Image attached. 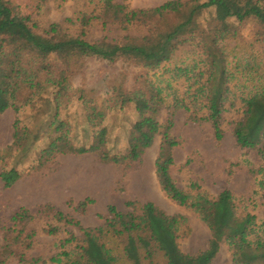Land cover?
<instances>
[{
    "label": "trees",
    "instance_id": "1",
    "mask_svg": "<svg viewBox=\"0 0 264 264\" xmlns=\"http://www.w3.org/2000/svg\"><path fill=\"white\" fill-rule=\"evenodd\" d=\"M98 4L99 12L80 13L67 21L76 30L71 34L59 24L42 27L31 18L16 19L11 3L0 0V115L12 110L15 116L13 144L0 157L4 188L10 189L29 174L49 167L59 156L95 155L103 165L128 168L140 162L160 136L155 169L162 192L177 206L193 211L211 233L206 251L196 256L177 252L176 264H212L223 245L229 249L232 264H264V224L253 215L240 216L231 192L225 191L216 199L205 194L193 197L173 180V150L178 142L171 134L173 118L163 126L158 121L164 96L155 81L160 68L181 48L195 47L202 60L178 70L182 73L179 77L188 83L185 98L191 101L178 99L175 108L184 109L192 123H210L216 140H223L226 99L230 85L237 81L226 44L237 41L250 22L264 23V0H174L147 10H131L114 0H98ZM95 27L123 32L141 27L147 34L110 46L87 40V32ZM256 52L261 54L264 49ZM253 55L245 71L244 92L250 82L253 90L248 97L240 93L242 116L235 122L233 136L239 148L257 153L260 166L250 174L257 194L264 198V60L259 63ZM92 58L143 69L138 89L127 91L123 82L115 81L97 98L93 91L74 88L71 79L77 63ZM93 203L86 199L77 208L83 212ZM127 206L132 213L107 207L105 225L94 230L83 229L80 222L51 207L40 208L52 213L56 223L78 228L83 234L81 255L63 252L50 262L109 264L113 260L102 258V254L91 262L85 248L91 251L111 237L125 241L133 264H159L155 255L163 242L161 234L167 235L164 242L171 247L175 240L188 238L178 227V217H169L152 204ZM0 231V264H46L27 256L34 231L22 239L12 229L1 227ZM45 232L55 236L59 229L49 226ZM101 249L106 251L103 243L95 250Z\"/></svg>",
    "mask_w": 264,
    "mask_h": 264
},
{
    "label": "rangeland",
    "instance_id": "2",
    "mask_svg": "<svg viewBox=\"0 0 264 264\" xmlns=\"http://www.w3.org/2000/svg\"><path fill=\"white\" fill-rule=\"evenodd\" d=\"M10 2L16 19L31 18L42 27L59 24L71 34L76 30L67 21L75 19L80 13L99 12L98 0H5ZM131 10H147L159 7L174 0H114ZM147 34L141 27L131 28L123 32L117 28L103 31L99 27L87 32V40L93 43H104L116 46L125 38H142ZM226 48L230 55L229 66L236 70L237 81L230 85L226 99L224 122L222 129L224 138L217 141L213 126L210 123H192L184 109H176V100L186 103L185 95L188 83L179 76L178 70L190 68L202 60L201 54L193 46L181 48L172 60L163 65L156 84L163 89L164 105L158 115L160 125L173 118L172 136L178 142L173 150L174 166L171 176L178 188L193 197L207 195L216 199L225 191L231 192L238 206V214H248L264 224V198L257 194L256 182L250 171L260 166L256 152H249L238 147L233 136L235 122L242 116L243 103L240 93L244 92V77L248 74V61L254 53L259 63L264 60V23L252 21L241 32L237 41L229 42ZM256 52V53H255ZM53 61L55 57L52 58ZM249 59V60H248ZM143 69L123 62L109 63L98 59H84L77 63L71 83L76 89L93 91L97 98L105 95L115 81L123 82L127 91L138 89V80L144 75ZM153 74L151 73V76ZM2 75L0 74V80ZM253 85L248 83L244 96L248 97ZM203 115L200 114L199 116ZM14 113L12 110L0 115V157L4 156L13 144ZM161 137L157 136L152 147L143 155L140 162L131 167L103 165L97 156H59L49 167L29 174L18 181L12 188L5 189L0 179V228L12 229L20 239L27 232L34 231L31 250L27 256L51 263L50 260L63 252L72 255L82 253L83 234L75 227L56 223L53 214L42 212L40 208L51 207L68 218L80 222L83 229H99L105 225L107 207L114 206L118 212L132 213L128 203H135L138 208L152 204L169 217H178V227L187 233L186 240L177 239L174 247L166 245V234H161L163 242L155 261L159 264H176L175 254L196 256L208 248L211 233L199 217L191 210L181 208L170 201L162 192L157 177L155 163L159 154ZM1 159V158H0ZM2 163L0 160V173ZM86 199L93 200L86 211L78 210V204ZM140 211V210H139ZM138 211V212H139ZM140 214V212H139ZM49 226L59 229L55 236L45 231ZM3 234L0 231V246ZM104 244L105 250L96 251ZM125 241H117L111 237L99 242L98 246L86 249L87 259L98 261L101 257L112 261L109 264H133L125 250ZM169 246V247H168ZM166 247V250H165ZM81 248V249H79ZM175 249V250H174ZM169 257V258H168ZM8 264H20L11 261ZM101 264V263H99ZM212 264H232L230 252L223 245Z\"/></svg>",
    "mask_w": 264,
    "mask_h": 264
}]
</instances>
